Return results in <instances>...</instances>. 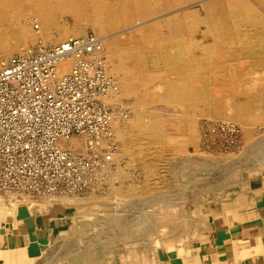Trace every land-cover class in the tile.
Segmentation results:
<instances>
[{"label":"bare ground","instance_id":"obj_1","mask_svg":"<svg viewBox=\"0 0 264 264\" xmlns=\"http://www.w3.org/2000/svg\"><path fill=\"white\" fill-rule=\"evenodd\" d=\"M65 15L74 27L60 23ZM88 25L93 34L85 33ZM82 38L90 48L60 52L39 73L46 88L77 77L88 108L105 116L106 126L69 125L53 136V146L79 162V175L68 172V179L50 177L48 169L44 180L25 170L12 178L4 158L13 155L19 169L23 151L0 154V215L30 227L26 245L0 251L7 264L187 262L209 238L212 204L237 185L236 207L250 203L262 211L253 188H264V135H255L264 119V0H0V72ZM92 77L88 87L84 80ZM201 116H208L202 135ZM218 129L234 139L231 147L215 141ZM247 139L257 148L248 155L255 164L248 169L243 163L250 159L239 164L237 157L235 174H227L234 164L223 161V168L205 151L231 156ZM111 180L106 193L94 192ZM136 199L151 213L118 209ZM64 203L67 214L56 210ZM39 223L50 225L40 231Z\"/></svg>","mask_w":264,"mask_h":264},{"label":"built area","instance_id":"obj_2","mask_svg":"<svg viewBox=\"0 0 264 264\" xmlns=\"http://www.w3.org/2000/svg\"><path fill=\"white\" fill-rule=\"evenodd\" d=\"M89 37L93 44L92 36ZM90 47L85 38L71 39L50 52L35 54L25 60L18 58L0 72V76L5 79L0 82V154L10 149L18 156L22 151L24 154L18 158V162L16 160L19 169L14 164L13 155L4 158L12 178L18 176L19 170L35 173L41 180L46 177V169L50 177L62 175V179H68L71 177L68 172L79 175L77 157L68 152L62 154L56 149L52 144L53 136L69 125L74 129H84L100 120L101 125L106 126L102 123L105 116H99L88 108V103L81 96L82 91H79L77 77L46 88L39 71H43L45 61L51 63L60 52ZM6 72L12 74L7 77ZM94 78H86L84 84L89 87ZM17 81L19 84H16ZM28 151L36 159L27 156ZM84 161L87 160L81 158V162Z\"/></svg>","mask_w":264,"mask_h":264},{"label":"crops","instance_id":"obj_3","mask_svg":"<svg viewBox=\"0 0 264 264\" xmlns=\"http://www.w3.org/2000/svg\"><path fill=\"white\" fill-rule=\"evenodd\" d=\"M236 189L212 204L209 238L199 244L198 256L177 264H264V218L260 214L264 206L262 211L250 203L236 207L233 199L242 194V187L237 185ZM253 192L264 205V188L255 186ZM46 225L50 224L39 223L37 229L43 231ZM29 233L30 227L23 220L7 213L0 215V251L23 247ZM0 264H7L1 255Z\"/></svg>","mask_w":264,"mask_h":264},{"label":"rangeland","instance_id":"obj_4","mask_svg":"<svg viewBox=\"0 0 264 264\" xmlns=\"http://www.w3.org/2000/svg\"><path fill=\"white\" fill-rule=\"evenodd\" d=\"M192 9H196V8H198V7H200V5H191L190 6ZM74 20H73V18L70 16V15H65V16H61L60 17V23H62L63 25H66V26H69V27H74ZM33 28L34 29H36L37 30V27H34L33 26ZM85 33H87V34H93L94 33V30H93V28L91 27V26H86V28H85ZM126 34V33H125ZM79 37H81V36H79ZM68 40V39H67ZM37 45V44H36ZM35 46V45H34ZM152 86V85H151ZM193 113H200V112H198V111H194ZM208 117V116H207ZM207 117L206 116H201V117H199L198 118V127H199V130H200V134L202 135V129H203V127L205 126V129H207V125L205 124V120L207 119ZM203 122H204V124H203ZM264 119L261 121V123H259L260 124V129L259 130H257V132H256V136L258 137V136H261V137H263L262 135H264ZM261 126H263V127H261ZM224 135H225V137H224ZM235 135V134H234ZM214 137L217 139V140H215V141H217V142H219V143H223V142H225V145H227L226 147H228L229 145V147H231V145L234 143V139H229L228 140V138L226 137V133H225V130L224 129H218V133L217 132H214ZM226 138V139H225ZM259 138V137H258ZM227 141V142H226ZM228 141H229V143H228ZM246 141V140H245ZM243 142V145H242V149H241V152H240V150H238L237 152H236V154H235V152H234V154H232L231 156H229V153H227V152H222V151H220V152H215V151H213L212 149H206L205 151H207L208 152V154H210L211 156H212V158H216L217 157V159L218 160H220V161H217V162H219V164H220V166H222L223 168H225L224 167V165L226 166V164H228L227 166H229L230 165V163H232V164H234L233 166H232V164L230 165V166H232V167H228V168H230V169H228V172H227V174L229 173V174H235L236 172H238V170L240 169V166H237V165H239L240 163H243V161H245V160H247V159H250V155H252V153L254 154V149H257V148H254V147H256V146H254L253 147V141H250V140H248L247 139V141L246 142ZM262 141H263V139H262ZM233 142V143H232ZM251 142V143H250ZM256 142H257V140H256ZM250 143V144H249ZM263 143H264V141H263ZM251 144H252V146H251ZM249 146V147H248ZM203 148L205 149V147L203 146ZM212 148V147H211ZM245 148V149H244ZM249 148V149H248ZM248 149V150H247ZM251 149H253V150H251ZM259 149V148H258ZM193 149H192V147H191V151H192ZM262 150V149H261ZM194 151V150H193ZM211 151V152H210ZM246 151H248L247 153H246V155H245V152ZM259 152H260V149L258 150ZM206 152V153H207ZM239 152H240V154H239ZM244 152V153H243ZM213 153V154H212ZM216 153H218V154H216ZM258 153V152H257ZM217 156H216V155ZM222 156H221V155ZM226 154H228V155H226ZM226 155V156H225ZM243 155H245V156H243ZM249 155V156H248ZM240 156H241V158H240ZM243 156V157H242ZM227 157V158H226ZM236 157V158H235ZM237 157H238V162H237ZM230 158V159H229ZM235 158V159H234ZM245 158V159H244ZM223 159H225V160H223ZM233 159H234V161H233ZM241 159V160H240ZM244 159V160H243ZM228 160H232L231 162H229ZM223 161H227V163L225 164ZM252 161V162H251ZM216 162V163H217ZM235 162H237V163H239V164H235ZM247 162V161H246ZM244 165H246V166H244V167H248V169H249V167L250 166H252V165H254L255 164V162L253 163V159L251 160H248V162L245 164V162L243 163ZM137 165H139L140 166V163H137ZM135 166V169H134V174H139V175H141V178H142V174L140 173V167L139 166ZM209 166V165H208ZM211 169L212 168H214L215 166H209ZM221 167V168H222ZM197 168H201V167H196V166H194V168H193V176H195V177H197V178H199V172H198V170H197ZM222 168V169H223ZM227 169H226V171H227ZM233 169V170H232ZM197 170V171H196ZM209 172H210V169H209ZM195 173V174H194ZM201 174V173H200ZM206 177V176H205ZM209 179V178H208ZM110 180V179H109ZM199 180H200V178H199ZM105 182H107V181H105ZM110 183H106L105 184V187H102L104 184H102V185H100V187H102V189L101 188H99V187H97V186H94V189L93 190H95V188L97 187V190L96 191H94V192H96L98 195H102V194H104V193H106L108 190H110L109 188H111V186H112V180L111 181H109ZM95 184V182H94V180L92 179V181L89 183V184H87L86 186L87 187H85V189H84V193L81 195V198L82 197H86V196H88V191L90 192L91 190H92V187H93V185ZM217 191H213V192H211V193H216ZM75 200V199H74ZM120 200V199H119ZM181 200V199H180ZM184 200V199H183ZM182 200V201H183ZM133 200H129V203H127V201H125L126 203H125V206L124 205H122V206H120V207H122V209L119 207L118 209L120 210V211H122V210H124V212L125 213H128L127 215L128 216H131V213H133L132 215H136L137 217H139L140 215H143V213L144 212H148V213H151L150 211L151 210H153V208H152V206H148V205H146V204H143V203H141V202H139L140 200L138 199V201H137V199H136V201L138 202L137 203V205H136V201H133ZM130 202H132V203H130ZM66 204V205H65ZM127 204V205H126ZM68 204L67 203H64L63 205H61V204H58V205H56V210H57V212H59V213H66L67 214V212H69V209L70 208H68V206H67ZM119 205V204H118ZM121 205V204H120ZM124 206V207H123ZM128 206V207H127ZM130 213V214H129ZM139 214V215H138ZM67 220L69 221V222H71L72 221V217H71V215H69V217L67 218ZM215 237H216V235H215ZM119 258H121L122 259V261H124V258H123V256H121V254L119 253V256H118ZM121 259L119 260V261H121ZM113 264V263H112ZM122 264V263H121Z\"/></svg>","mask_w":264,"mask_h":264}]
</instances>
